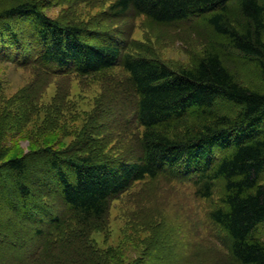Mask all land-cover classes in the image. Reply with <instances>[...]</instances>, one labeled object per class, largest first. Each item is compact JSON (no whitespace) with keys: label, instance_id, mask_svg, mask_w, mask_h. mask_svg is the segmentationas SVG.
Masks as SVG:
<instances>
[{"label":"trees","instance_id":"trees-1","mask_svg":"<svg viewBox=\"0 0 264 264\" xmlns=\"http://www.w3.org/2000/svg\"><path fill=\"white\" fill-rule=\"evenodd\" d=\"M78 2H108L106 21L121 29L50 17L39 0L0 2V61L32 74L10 96L0 85V137L56 113L69 89L58 85L45 105L53 79L119 70L105 109L95 106L66 148L0 153V249L12 255L0 264H101L91 236L106 228L111 203L158 177L186 180L201 198L221 184L209 218L229 240L222 263L264 264V0ZM138 17L158 31H192L202 56L171 70L127 40L122 25ZM110 111L111 125H98ZM115 137L127 147L110 156Z\"/></svg>","mask_w":264,"mask_h":264},{"label":"rangeland","instance_id":"rangeland-1","mask_svg":"<svg viewBox=\"0 0 264 264\" xmlns=\"http://www.w3.org/2000/svg\"><path fill=\"white\" fill-rule=\"evenodd\" d=\"M78 1L39 0L50 17L76 19L102 32L106 30L114 33L121 29V25L116 28L113 22L106 21L108 2L95 4ZM122 26L128 34L127 40L141 44L153 58L175 71L190 67L204 51L202 40L192 31L187 34L180 33L178 28L158 31L150 27L144 17ZM118 72L116 69L111 74L115 76ZM31 75L28 70L0 61V85L5 88L7 96L23 88ZM112 75L106 78L103 75L71 77L68 82L63 78L53 79L43 103L48 105L57 86L68 83L69 95L66 100L56 113L48 117L42 111L19 135L0 137V153L7 152L6 158H11L44 147L54 150L66 148L74 142L95 106H101V110L106 105ZM115 115L110 111L98 125H111ZM126 147L125 141L115 137L106 142L104 151L116 156ZM40 177L43 179V176ZM3 184L11 187V179H4ZM37 187L43 190L47 185L39 184ZM222 196L221 184L216 185L210 198H201L186 180L167 181L164 177H158L135 183L111 203L106 228L91 236L101 255L99 262L223 264L222 261L229 259V240L209 218L213 209L222 206ZM11 228L15 230L13 226ZM0 255L5 260L12 256L9 250L4 249H0Z\"/></svg>","mask_w":264,"mask_h":264},{"label":"bare ground","instance_id":"bare-ground-1","mask_svg":"<svg viewBox=\"0 0 264 264\" xmlns=\"http://www.w3.org/2000/svg\"><path fill=\"white\" fill-rule=\"evenodd\" d=\"M42 4H43V3H42ZM48 18H49V17H48ZM71 21H72V20H71ZM89 22H90V21H89ZM90 23H91V22H90ZM109 23H110V22H109ZM94 24H95V23H94ZM116 24H117V23H116ZM108 25H109V24H108ZM106 27H107V25H106ZM119 27H121V26H119ZM117 28H118V27H117ZM105 29H106V28H105ZM108 30H109V29H108ZM110 30L113 31V29H111V28H110ZM104 31L107 32L106 30H104ZM118 31H119V30H118ZM121 31H122V30H121ZM125 42H126V41H125ZM127 42H128V41H127ZM127 42H126V43H127ZM118 44H119V43H118ZM123 46H124V45H123ZM120 47H121V46H120ZM136 50H138V49H136ZM131 54H132V53H131ZM134 54H135V53H134ZM137 55H138V54H137ZM143 56H144V55H143ZM201 56H202V55H201ZM141 57H142V56H141ZM145 57H146V56H145ZM150 58H151V57H150ZM150 58H149V59H150ZM198 59H199V58H198ZM156 61H157V60H156ZM159 62H160V60H159ZM161 63H162V62H161ZM164 65H165V64H164ZM169 68H170V67H169ZM170 69H171V68H170ZM171 70H172V69H171ZM176 70H177V69H176ZM177 71H178V70H177ZM133 153H134V152H133ZM263 240H264V239H263ZM263 242H264V241H263ZM228 250H229V249H228Z\"/></svg>","mask_w":264,"mask_h":264}]
</instances>
